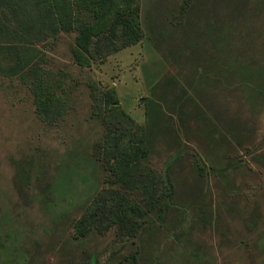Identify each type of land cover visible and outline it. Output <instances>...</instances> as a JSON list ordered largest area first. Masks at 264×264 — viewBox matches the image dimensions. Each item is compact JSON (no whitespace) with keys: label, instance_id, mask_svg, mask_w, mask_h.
Segmentation results:
<instances>
[{"label":"rangeland","instance_id":"rangeland-1","mask_svg":"<svg viewBox=\"0 0 264 264\" xmlns=\"http://www.w3.org/2000/svg\"><path fill=\"white\" fill-rule=\"evenodd\" d=\"M131 2L138 44L90 68L73 61L76 34L42 49L67 94L57 121L0 78V264H264V0ZM92 83L145 128V167L173 184L132 238L74 228L112 181Z\"/></svg>","mask_w":264,"mask_h":264},{"label":"trees","instance_id":"trees-1","mask_svg":"<svg viewBox=\"0 0 264 264\" xmlns=\"http://www.w3.org/2000/svg\"><path fill=\"white\" fill-rule=\"evenodd\" d=\"M135 11L131 0H0V36L15 41L0 44V78L17 77L28 85L37 115L47 122L52 118L53 123L64 115L67 94L63 84L43 68L46 56L42 49L54 45L61 34H76L73 61L79 68H90L94 61L142 41ZM89 88L93 115L98 111L97 116L103 115L105 134L99 151L112 181L88 202L74 228L81 238L93 230L112 228L122 237L132 238L137 235L139 220L164 211L173 184L167 173L159 176L145 167L149 155L145 128L116 106L115 92L103 91L94 83ZM199 162L196 170L205 177ZM87 264L98 263L93 258Z\"/></svg>","mask_w":264,"mask_h":264}]
</instances>
